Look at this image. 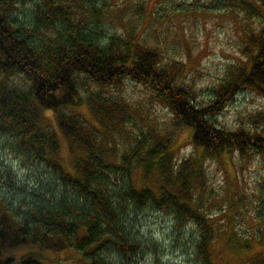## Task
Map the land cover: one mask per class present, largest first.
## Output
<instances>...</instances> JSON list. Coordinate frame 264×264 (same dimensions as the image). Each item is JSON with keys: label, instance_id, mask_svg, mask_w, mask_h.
<instances>
[{"label": "trees", "instance_id": "trees-1", "mask_svg": "<svg viewBox=\"0 0 264 264\" xmlns=\"http://www.w3.org/2000/svg\"><path fill=\"white\" fill-rule=\"evenodd\" d=\"M23 1L0 0V136L26 168L36 166L40 171L47 164L52 171L41 175L53 174L55 183L46 191L51 199L28 201L31 194H26L24 219L0 198V264H47L50 258L44 248L72 253L51 259L58 264H117L114 253L125 258L143 250V244L126 231L125 206L150 202L174 215L184 231L195 224L196 231L188 237L190 250L198 263L216 264L211 253L215 222L204 207L193 204L190 191L202 177L205 157L237 150L264 154V121L252 131L228 129L215 120L226 94L243 88L264 91V24L246 33L248 59L232 63L213 100L200 103L181 61L160 59L163 49L142 40L148 27L134 23L126 37L106 27L109 0H34L29 23L13 17ZM147 7L148 0H139L132 12L142 19ZM168 8L187 10L182 2ZM17 75L27 83H15ZM80 75L109 91L89 89L82 96ZM127 78L159 97L171 120L161 126L147 122L145 131L140 109L113 93ZM83 101L99 127L75 111ZM46 110L54 113L56 127L71 148L81 153L75 173L65 170L58 159L61 137L56 127L44 126ZM184 127L204 154L178 162L173 144ZM139 133L148 136L142 140ZM125 140L127 146L119 149ZM139 169L144 179L161 182L159 192L133 183L131 176ZM116 173L122 181L127 178L126 185L115 187ZM24 245L33 248L21 255L9 252Z\"/></svg>", "mask_w": 264, "mask_h": 264}, {"label": "rangeland", "instance_id": "rangeland-1", "mask_svg": "<svg viewBox=\"0 0 264 264\" xmlns=\"http://www.w3.org/2000/svg\"><path fill=\"white\" fill-rule=\"evenodd\" d=\"M138 1L109 0V14L103 18L106 27L125 37L127 28L133 30L134 23L148 27L142 40L163 49L160 59L181 61L183 71L190 75L187 82L194 85L196 92L193 93L200 103L213 100L217 86L227 76L232 63L248 59L245 52L246 33L264 24V0H148L147 15L143 18V11L142 19L132 12ZM173 2H182L187 10L179 8L181 12H176L169 9ZM34 3V0L19 3L13 17L19 16V19L29 23L35 11ZM79 79L82 96L89 89L108 90L107 86L93 83L85 75H80ZM13 81L27 83L19 75ZM113 93L123 96L124 100L140 109L145 116V120L140 122L145 131L148 130L147 122L152 126H161L171 120L166 104L143 83L127 78L123 87ZM220 105L223 110L215 115L218 125L228 129L244 127L252 131L262 126L263 90L243 88L238 93L226 94ZM75 111L80 112L92 126H98L84 101ZM43 123L46 127H56L54 113L46 110ZM56 130L61 137L58 159L65 170L75 173L74 164L81 153L74 151L57 127ZM138 135L142 140L148 136ZM191 136L188 127L176 133L173 146L178 162L192 155L201 158L204 154L202 147L197 146ZM0 137V198L5 199L9 208L17 210L20 218L24 219L26 216L21 209H26V194H31L28 201L33 197V201L38 197L51 199L52 195L46 191L55 183V177L53 174L50 178L41 175L51 170L47 164L41 165L40 171L36 166L26 168L9 141ZM126 146L125 140L119 149ZM200 169L202 177L190 192L195 200L193 204L204 207L215 222L212 260L216 264H264V154L237 150L205 157ZM117 174L112 179L115 187L126 185L127 178H122V181ZM131 180L138 187L147 184L159 192L161 182L153 177L144 179L141 169L133 172ZM125 207L126 231L143 244V250L125 258L114 253L117 264H200L196 261L194 250H190L188 238L191 232L194 234L196 231L195 224L191 223L192 227L184 231L174 215L154 208L152 202L144 206L127 204ZM180 233H184L185 237ZM230 242L233 244L230 245ZM32 248L33 245H24L9 252L21 255ZM42 252L50 258L45 260L47 264H58L51 259H60L64 252L72 254L53 248H44Z\"/></svg>", "mask_w": 264, "mask_h": 264}]
</instances>
